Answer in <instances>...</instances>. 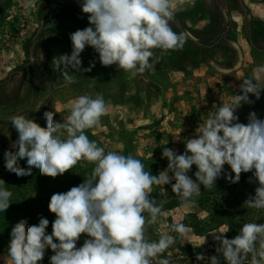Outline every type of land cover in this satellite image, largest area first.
Wrapping results in <instances>:
<instances>
[{
    "label": "rangeland",
    "instance_id": "1",
    "mask_svg": "<svg viewBox=\"0 0 264 264\" xmlns=\"http://www.w3.org/2000/svg\"><path fill=\"white\" fill-rule=\"evenodd\" d=\"M82 2L33 0L29 4V0H0V180L12 193L10 203L18 202L23 210L22 219H30L28 225H32L47 218L49 234L56 219L48 208L51 196L83 183L94 164L79 161L55 178L42 175L35 167L28 176L9 172L4 153L15 151L12 144L18 139L11 117L26 115L46 127L43 114L52 111L54 122L64 123L71 101L82 95H102L108 111L97 126L85 130L88 138L105 153L134 156L144 164L145 171L158 175L168 165L167 158H162L163 149L182 154L184 140L194 138L219 106L231 104L234 94H242L243 80L252 78L264 65V0H177L170 26L177 33L190 34L182 49L167 53L153 50L152 67L138 73L117 69L116 65L103 66L99 54L86 46L81 53V71L70 69L77 82L65 85L63 77L53 71L52 59L70 55V33L90 26ZM92 64L91 71H83ZM259 75L258 84L264 87V73ZM249 99L251 104H242L234 113L245 125L250 112L264 119V90L259 99L252 94ZM19 165L27 168L26 158ZM197 170L193 165L187 173L194 181ZM225 173L234 176L225 164L215 186L205 188L201 184L200 192L187 205L172 192L171 184L153 186L150 195L158 202H167L156 222L146 223V238L158 241L167 234L175 237V242L151 258V264H159L160 259H168L170 264H210L207 259L198 261L197 254L219 256L220 264H226L216 251L219 243L214 235L234 238L236 235L227 233L231 222L264 223V209L244 204L255 196L259 186L253 173L242 172L234 184ZM173 223L184 224L187 235L180 237L171 231ZM89 238L81 234L77 248ZM10 239L0 231V264H12L7 257ZM52 255L53 251L46 249L38 264H50ZM251 260L249 253L244 264H251Z\"/></svg>",
    "mask_w": 264,
    "mask_h": 264
},
{
    "label": "clouds",
    "instance_id": "2",
    "mask_svg": "<svg viewBox=\"0 0 264 264\" xmlns=\"http://www.w3.org/2000/svg\"><path fill=\"white\" fill-rule=\"evenodd\" d=\"M32 2L29 0V4ZM176 2L83 0L81 9L88 14L90 26L70 33L72 52L54 56L53 71L63 77L65 85L76 83L70 69L81 71V53L86 46H91L103 66L116 65L126 72L144 73L152 67L153 50L167 53L182 49L190 35L177 33L170 26ZM92 67L94 64L83 71H91ZM260 73H264V65L255 70L252 78L243 80L242 94H234L231 104L219 106L199 127L194 138L184 140L182 154L164 148L162 158H167L168 165L158 175L145 171L144 164L134 156L105 153L97 142L88 138L85 130L97 126L108 111L102 95L96 98L82 95L71 101L70 114L64 123L54 122L52 111L43 114L46 127L26 115L11 117L18 139L12 144L15 151L4 153L5 168L9 172L18 177L28 176L35 167L42 175L55 178L79 161L94 164L83 183L51 196L48 208L56 219L50 234L46 232L49 220L44 217L32 225L21 219L12 227L7 255L12 264H38L48 248L54 253L50 264H151V258L164 253L175 242V237L167 234L158 241L146 238V223H155L167 202H158L150 195L153 186L171 184L172 192L187 205L200 192L201 184L205 188L215 186L225 164L234 173V176L225 173V178L233 184L239 182L242 172L253 173L259 186L255 196L244 204L264 209V119L250 112L245 125L239 123V117L234 114L242 104L252 103L249 94L260 98L264 90L258 84ZM25 158L27 168L19 165ZM193 165L198 169L195 181L187 175ZM4 184L0 180L2 212L10 206L12 196ZM171 231L184 237L188 229L182 223H173ZM81 234L90 238L77 248ZM214 239L219 243L216 251L227 264H244L249 253L252 254L251 264H264V223H245L234 238L214 235ZM196 259L220 264L219 256L206 258L197 254ZM159 264H170V261L160 259Z\"/></svg>",
    "mask_w": 264,
    "mask_h": 264
},
{
    "label": "trees",
    "instance_id": "3",
    "mask_svg": "<svg viewBox=\"0 0 264 264\" xmlns=\"http://www.w3.org/2000/svg\"><path fill=\"white\" fill-rule=\"evenodd\" d=\"M23 210L19 207L18 202L11 203L5 212L0 211V231L10 236L12 227L22 219ZM25 217V216H24ZM26 219V218H24ZM27 223L31 220L26 219ZM243 225L231 222L228 226V235H238ZM11 237V236H10ZM227 264V263H226Z\"/></svg>",
    "mask_w": 264,
    "mask_h": 264
}]
</instances>
